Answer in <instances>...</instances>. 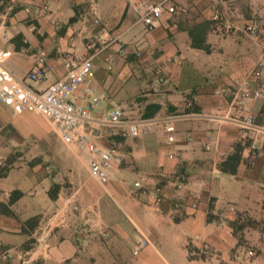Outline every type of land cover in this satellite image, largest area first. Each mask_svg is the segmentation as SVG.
<instances>
[{"label": "crops", "instance_id": "1", "mask_svg": "<svg viewBox=\"0 0 264 264\" xmlns=\"http://www.w3.org/2000/svg\"><path fill=\"white\" fill-rule=\"evenodd\" d=\"M40 54L51 70L37 90L92 59L70 99L85 107L97 98L94 119L113 108L128 120L174 119L167 132L138 138L85 124L95 144L120 157L101 185L87 152L62 147L33 111L0 103V260L264 264V98L245 104L254 128L229 111L242 86L264 92V0H171L151 31L121 0H0V74L23 79ZM156 66L162 85L153 82ZM237 146L235 174L222 172Z\"/></svg>", "mask_w": 264, "mask_h": 264}, {"label": "built area", "instance_id": "2", "mask_svg": "<svg viewBox=\"0 0 264 264\" xmlns=\"http://www.w3.org/2000/svg\"><path fill=\"white\" fill-rule=\"evenodd\" d=\"M125 2L135 13L138 22H141L148 31L153 30L159 23L164 6L171 0H121ZM234 2L236 0H226ZM215 19L217 16H214ZM98 23V20L95 21ZM247 31L252 37L258 35L257 26L249 25ZM136 58H141V53L135 54ZM262 65V63L260 64ZM93 69L91 58H81L68 72L65 78L58 80L47 88L37 90L36 87L43 81L51 68L43 54L35 58V61L23 79L12 78L5 71L0 74V103H15L19 111L31 110L44 118L51 124L60 139L68 146H75L80 152L85 151L90 156L88 170L90 176L99 184L104 185L109 180V171L114 164L119 163L120 157L113 147H101L95 144L82 128L85 124H97L110 128H119L121 137L138 138L152 133L156 130L167 132L171 119L149 118V119H125L121 108H113L106 112L100 119H94L92 112L99 107L97 98H91L85 107L77 106L71 101V96L76 89L85 84ZM153 82L162 85L166 81V74L160 67L151 70ZM10 81L5 84V81ZM12 78V79H11ZM264 98V92L260 87L242 86L233 96L229 105L230 112L243 114V119L234 121L241 128H254V117L251 110L246 107V102H257ZM168 142L173 141L169 136ZM139 186V183H135ZM147 245V241L142 239L135 250ZM195 252H190V256H195Z\"/></svg>", "mask_w": 264, "mask_h": 264}, {"label": "trees", "instance_id": "3", "mask_svg": "<svg viewBox=\"0 0 264 264\" xmlns=\"http://www.w3.org/2000/svg\"><path fill=\"white\" fill-rule=\"evenodd\" d=\"M193 45H195V47H203L202 43L197 45L194 43V41H193ZM150 107L152 108L151 115L159 109V107L157 105H155V106L152 105ZM239 152H240V148H239V146H237L235 148V152L233 154H231L230 156H228V158L220 164V170L222 172L229 173V174H235L237 165H238L239 160H240ZM0 207H5V206L0 204ZM189 249L191 251H194V249H192V248H189Z\"/></svg>", "mask_w": 264, "mask_h": 264}, {"label": "rangeland", "instance_id": "4", "mask_svg": "<svg viewBox=\"0 0 264 264\" xmlns=\"http://www.w3.org/2000/svg\"><path fill=\"white\" fill-rule=\"evenodd\" d=\"M51 128H53V130L56 132V130L54 129V127L50 124ZM64 146V148H69L70 146L65 145L62 143V147ZM73 147V146H72ZM244 224L250 225L252 224V222L248 219L245 218L243 221ZM25 248V246H24ZM3 260H0V264H16L15 262L11 261V258L8 256H6V258H2Z\"/></svg>", "mask_w": 264, "mask_h": 264}]
</instances>
